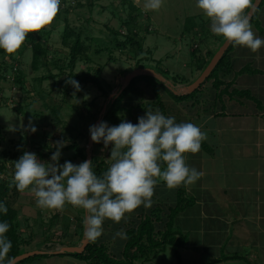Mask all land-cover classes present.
Instances as JSON below:
<instances>
[{
  "label": "rangeland",
  "instance_id": "rangeland-1",
  "mask_svg": "<svg viewBox=\"0 0 264 264\" xmlns=\"http://www.w3.org/2000/svg\"><path fill=\"white\" fill-rule=\"evenodd\" d=\"M129 4H133L138 11L132 14L137 16L134 24L126 26L124 24L128 22V17L131 14ZM260 13H264V5ZM191 17L198 26L188 33L185 32V26L187 19ZM262 18L260 20L264 21V16ZM210 25V19L196 7V0H164L158 11H145L143 0H61L60 10L49 25L40 32H30L15 53L4 52L0 55V65H2L1 62H4L6 66L4 71L0 70V166L4 162L1 152L3 150L10 153L20 152L23 142H26L27 145L24 152L35 153L39 160L51 162L50 157L55 151L54 144L62 139L67 140L68 144L61 149L62 155L59 163L63 164L65 161L77 165L82 163V159L75 158V152L67 147L77 142L80 147L86 149L90 137L89 127L96 121L83 123L80 115L89 114L87 111L90 109L91 113L98 118L104 106L108 110L110 107L107 103L108 96L120 90L125 76L135 70H147L163 77V79H169L175 88H183L193 83L203 72L205 62L208 60L210 62L212 59L208 53L214 52L215 54L216 50L225 42L222 36H216L210 31ZM260 26L264 32V24ZM65 28L78 33L81 39L90 40L84 43L87 50L78 57L72 70H70L69 64L70 49L62 42ZM255 28L252 25L255 35L258 32L260 34L261 30ZM114 32L118 35L114 36ZM127 37H132L141 45L140 52L136 53L135 48L131 49L128 45L124 48L115 47V42H123ZM71 38L67 41L68 44L72 43L73 38ZM30 39H33V43L38 42L46 51L45 65L41 63L37 72H33L30 68ZM23 46L25 49L23 48V54L20 55L19 51ZM245 48V52L252 53L251 50ZM96 50L102 51L96 55ZM234 52L230 55L231 69L224 67L219 73L220 80L230 85L229 91H242L247 88L251 91L249 92L252 97L256 101H260L257 83L260 84L261 77L264 78V75L260 73L264 71V60L258 66L250 67V70L254 72L241 74L240 61L237 59L236 63ZM13 63L15 66L18 65L17 68L22 74V84L13 82L16 72L12 69V73L9 72V66ZM94 69L99 70L97 80L101 84L102 90H99L95 84L82 82H79L82 89L79 92H76L71 85L66 89V86L69 85L66 84L68 77H83L86 74L93 76L92 70ZM258 71L259 73L256 74ZM245 75L249 81L244 79ZM150 77L162 83L153 75ZM211 85L210 81L201 88L197 95L199 104L196 109L186 102L176 103L168 92L158 86L162 103L167 108L165 116L175 117L177 123H193L199 126L207 136L206 140L202 141L198 153L184 154L187 165L202 172V176L196 183L185 188V194L194 197L196 203L190 210L178 216L177 226L183 229L187 227L185 231L189 233V242L185 248L181 249L182 264H202L214 260L213 256L216 253H225V255L230 253L229 243L220 252L215 243L210 245L213 242L210 240L211 233L206 231L205 234H201L198 231L197 224L199 223L201 226V221L203 222L202 217L199 216L202 211L201 206L205 202L209 208L212 204L214 206L218 204L222 208H214V210L216 214H221L223 221L234 219L236 209L233 207L236 205L233 201L236 198L240 199L242 195L238 187L242 181L250 182L254 179L245 176L243 172L246 167L245 163L252 162L253 159L244 162L242 158L237 161L235 157L244 155V153L248 155L249 150L242 148L239 150L240 147H236L237 142L234 140L233 144L226 143V134L220 133L229 130L231 124L228 117L251 116V112H258L257 106L254 102L246 99L238 97L230 99L229 96H224L222 101L225 116H221V104H218L216 100L215 106H213L216 93ZM74 94L78 103L73 98ZM92 102L93 105L90 107ZM152 103H156V98L151 88L145 87L142 83L137 84L134 90L129 91L122 99L119 104L120 110L115 113L114 122H104H107L109 126H117L122 120H126L135 125L138 123L135 121L138 114L136 112L140 111L138 107H145ZM208 106V113H205L204 108ZM158 107L154 106L155 110ZM144 115L145 113H141L137 118ZM221 118L226 120L217 121ZM29 121L36 127L35 133L24 131L28 127ZM234 135L236 136V133ZM237 139L241 140L240 137ZM220 140L222 143L219 144ZM226 145L231 146V149L232 146L237 148L235 149L237 154L234 156L232 152H229ZM111 147L112 145H109L107 149H104L102 142L95 143L91 147L92 157H98L109 167L111 161L107 159L110 157ZM206 147L211 152H207ZM19 158L20 155L16 159ZM4 165L5 171L0 173V181L13 183L15 169L12 162L6 161ZM177 189H169L166 184L163 185V181H158L154 189L151 208L146 209L141 205L133 212L126 214V220L122 219L119 223L106 219L102 226L103 233L96 241L103 243L111 255L119 254L123 248L124 240L119 238L114 240V234L121 229L125 231L135 227L143 219L145 212L149 213L155 206L154 204L157 203L154 201L155 199H161V202L165 201V204L170 205ZM13 196L16 197L13 205L18 207L14 223L20 240L19 248L23 250V254L34 251L49 253L62 247L79 246L84 232L85 210L82 213V208L74 207L71 204H65L59 210L40 208L36 205L35 197L27 189L24 192H19L17 196ZM9 203L11 202L9 201ZM166 206H163L164 211H162L167 215ZM207 210L210 211V209ZM237 212L240 214L238 210ZM159 217L162 215L160 214ZM196 220L200 222L197 223ZM210 222L205 221V224L208 223V228L215 229L216 224L212 226ZM156 227L161 231L164 230L161 224H157ZM217 234L220 236H216L215 240L219 241L225 238L222 232ZM226 242L224 241V244ZM62 255L45 259L36 258L23 264H88L76 259L72 254ZM231 261L225 262V264L237 262ZM146 264H176V262L172 250L168 248L166 252L159 253L156 259Z\"/></svg>",
  "mask_w": 264,
  "mask_h": 264
},
{
  "label": "clouds",
  "instance_id": "clouds-1",
  "mask_svg": "<svg viewBox=\"0 0 264 264\" xmlns=\"http://www.w3.org/2000/svg\"><path fill=\"white\" fill-rule=\"evenodd\" d=\"M163 3L143 0V9L158 11ZM60 5L61 0H0V50L15 53L30 32H40L53 21ZM196 7L210 19L214 35L252 52L264 47V39L255 35L250 23L248 10L255 8L252 0H196ZM66 84L76 92L82 90L72 77ZM24 131L35 133L37 129L29 121ZM89 133L94 143H103L104 149L112 145L107 159L111 163L102 176L93 171L91 160L60 164L61 149L68 144L63 139L55 142L51 162L25 151L14 163L13 175L17 191L29 190L40 208L59 210L71 204L84 209V237L89 241L101 237L106 219L119 223L141 205L151 208L158 181L175 189L192 185L202 176L187 165L184 154L198 153L206 133L193 123H177L175 117H166L158 109L146 110L135 125L122 120L117 126H109L101 121L90 126ZM162 164H166L163 169ZM7 211L0 201V214ZM9 228L7 221H0V264H16L15 257H8L12 242L5 234ZM116 238L126 240L128 236L121 229L114 234Z\"/></svg>",
  "mask_w": 264,
  "mask_h": 264
},
{
  "label": "trees",
  "instance_id": "trees-1",
  "mask_svg": "<svg viewBox=\"0 0 264 264\" xmlns=\"http://www.w3.org/2000/svg\"><path fill=\"white\" fill-rule=\"evenodd\" d=\"M254 0H252V3ZM264 5V0H262L260 6L256 9L255 13L253 14L250 23L251 26L254 25L256 28L260 29L259 22H258V14L260 12V9ZM129 9L131 10V14L128 17V22L125 23L124 25L129 26L134 24L137 16L132 15L133 12H137L138 9L133 5L129 4ZM66 13V12H65ZM196 22H194V19L188 18L187 23L185 26V32H192L195 28H197ZM118 35V33L114 32V36ZM71 36H73L71 38ZM72 39V43L68 44L67 41L69 39ZM33 39H30L29 42L31 43V62H30V68L33 72H37L39 69L40 64L45 65V57H46V51L45 48H43L42 45H40L38 42L33 43ZM90 41L87 39H81V36L78 33H75L73 30H69V28H65L62 36V42L65 46H68L70 49L69 53V64H70V70L75 66L78 57L83 54V52L86 49L85 42ZM115 47H125V46H130V48H135L136 53L141 51V45L137 43L132 37H127L126 40L123 42H115ZM221 47V46H220ZM219 47V48H220ZM19 51V54H23V49ZM218 48V49H219ZM217 49V50H218ZM216 50V52H217ZM236 50V45L232 44L228 47L226 52L224 53L222 59L219 61L217 66L214 68L210 76L205 80V82L197 89L195 92L189 94V95H175L171 90H169L165 84L162 82L157 81L155 78H152L147 75H142V76H137L133 80L130 81V83L123 89V91H117L120 92L118 95H116L114 98H112L110 101H108V105L110 106L108 110L104 113V115L101 117L102 121H108V122H114L116 119L115 113L119 112V104L121 103L122 99L126 96L129 91L134 90L135 86L137 84L142 83L145 87H150L151 91L156 98V103H152L149 105H145V107H138L140 110L138 115L141 113H145L146 110H152L155 112L154 106H159L158 110L164 114L167 115V108L162 103L161 96L159 94L158 86H160L164 91L168 92L170 97L176 102V103H189L192 108L196 109L197 105L199 104L197 95L200 92L201 88L208 82H212V89L215 91L216 95L213 100V106H215V101H218V104H221L222 107V112L221 116H225L224 114V105L222 101V97L224 96H229L230 99L234 97H238L239 99H246L248 101H252L256 104L257 109L260 111L262 110V106L259 101H256L251 93L248 90H231L229 91V84H225L223 81L220 80L219 78V73L221 70L226 68L231 69V65L229 63L230 58H231V53ZM102 50H96L95 53L98 55ZM242 51V49H241ZM215 52V53H216ZM4 53L3 50H0V55ZM209 56L214 55V52L208 53ZM18 63V60L16 61ZM44 62V63H43ZM2 65H0V70L4 71L6 66L4 62H1ZM209 64V60L205 62V65L203 66L204 69L206 66ZM18 65L15 66V64H11L9 72L12 73L11 69L16 72L14 76L13 82L17 84H22V74L17 68ZM203 69V70H204ZM250 66H245L243 69H241V74L242 73H249V72H254L253 70H250ZM257 71V70H256ZM94 72L93 76H89V74H86L85 76H72L76 81L82 82L84 84H95L96 87L99 90H102L101 84L97 80V76L99 73L98 69L92 70ZM259 73V71L257 72ZM167 74V73H166ZM1 78V77H0ZM163 78V77H162ZM166 81V78L164 79ZM172 84V83H171ZM173 85V84H172ZM174 86V85H173ZM70 85L66 86V89H68ZM223 87V88H222ZM141 93V92H140ZM143 93V92H142ZM199 97V96H198ZM93 102L90 103V107H92ZM150 107V108H149ZM208 107H205L204 112L208 113ZM142 110V111H141ZM52 111V110H51ZM89 114L87 115H80L81 120L83 123H86L87 121H97V118L93 113H91L90 109L87 111ZM135 118V121L138 122V118ZM97 118V119H96ZM88 142V141H87ZM93 146L95 143L93 142ZM27 147L26 142H23L22 149L20 152H14L10 153L9 151L3 150L1 152L2 159H4V162L10 161L12 162V166L14 168V163L18 160L16 159L17 156H21L24 153V149ZM69 150H73L75 152V158L82 159V161H85L86 159V149L83 147H80L77 142H74L71 144V146L67 147ZM207 152H211L210 149L206 147ZM15 159V161H14ZM91 161H93V171L97 174V176H102V174L106 171V168L108 167L102 160H100L98 157H92V152H91ZM0 166V173H4L5 171V165ZM166 164H162L161 167H165ZM165 182H163V185ZM156 188V187H155ZM185 188L186 186L181 185L178 187L176 194H174V197H172V202L169 200V204H165L166 202L164 201L161 202V199H155L157 203L154 204L155 206L150 210V212H145L143 219L136 224L135 227H132L130 229H126L125 232L127 233L128 239L124 240V245L119 254H110L107 247L103 243H99L97 241L92 242L89 241L87 247L83 251L82 254H72L73 257L76 259H79L80 261H84L85 263L88 264H135V263H150L153 261V259L157 258V255L161 252H166L168 248L172 250L173 256L175 258L176 264H182V259H181V249L185 248L186 244L189 242L188 238V231L187 227L184 229L181 227L177 226V221H178V216L184 212H187V210H190L194 204L196 203L194 197L187 196L185 194ZM157 193H160L159 191H156ZM19 191H17L14 183H9L7 181H0V201H3L5 203V206L7 207L8 211L7 214H0V221H7L10 225L9 231L5 234L7 238L12 242V248L10 252L8 253V257H18L20 255H23L22 249L19 248L20 243H19V237L16 233V225L14 223V219L16 218V213H17V206L13 205V202H15V198L13 195L17 196ZM9 201L11 203H9ZM163 203V204H162ZM172 203V204H171ZM167 205V206H166ZM163 206H166L167 208V215L164 210L162 209ZM149 209V208H147ZM163 210V211H162ZM82 213H84V209L82 210ZM162 215V217H159V215ZM188 214V213H187ZM189 215V214H188ZM165 216V218H164ZM201 216V214H199ZM197 221V220H196ZM200 221H197V223ZM163 223V224H162ZM157 224H161L164 230L162 229H157ZM186 225V224H185ZM198 226V231H201L202 227L199 226V223L197 224ZM83 230V228H82ZM185 231V232H184ZM195 231V230H194ZM197 231V232H198ZM196 232V231H195ZM82 235V234H81ZM225 235V238L221 240H214L213 238H210V240H213V242L210 244H216L218 242H222L223 246H227L228 241H229V236ZM218 239V238H216ZM224 241H227L224 244ZM208 247V246H207ZM25 250V249H24ZM223 249H220V252ZM43 252V251H42ZM55 255H51L48 252H44L42 255H37L28 259H25L21 262H18L17 264H23L31 261L32 259H42V258H49ZM58 256H63L62 254ZM236 261L240 260L245 262L246 264H250L248 260L245 257H242L238 254H233L231 256L225 255L224 253H221L219 258L212 260V261H207L202 264H220V263H225L228 261Z\"/></svg>",
  "mask_w": 264,
  "mask_h": 264
},
{
  "label": "crops",
  "instance_id": "crops-1",
  "mask_svg": "<svg viewBox=\"0 0 264 264\" xmlns=\"http://www.w3.org/2000/svg\"><path fill=\"white\" fill-rule=\"evenodd\" d=\"M263 16L264 13L261 14L259 12L258 14L259 26L264 24V21L260 20L263 19L262 18ZM256 36L260 37L261 39H264V32H262V28L260 34L258 32ZM242 47L243 46L236 45V50H234L236 52L233 51L234 60L236 59L235 60L236 63H237V59L240 61L239 67L241 69H243L245 66H250V67H253L252 65L258 66V64L262 60H264V47H261L258 51H256L255 53L252 52L251 54H249V52L248 53L245 52L244 50L245 47L244 48ZM260 73L261 75H264V71L263 72L261 71ZM244 79L249 81L246 75ZM257 85H258L257 89H258L259 97H261L259 102L262 106V110L260 111L257 110L258 112L256 113L251 112V116L248 117H228L231 126L229 127V130L227 129L223 133H220L223 135L226 134L225 135L227 136L226 137L227 140L225 139L227 141L226 143L229 142L233 144V140H234L237 142L236 147H240L239 150H241V148L245 150H249L248 155H245L244 153V155L242 154L239 157H237L235 156L237 154V151L235 152V149L237 148L232 146L231 149V146L226 145L228 148L227 150L234 154L237 161L241 158L243 159L244 162L247 161L248 159H253L252 162L250 161L248 163H245L246 167L245 170H243V172L245 173L244 174L245 176H249L250 178H254V179L250 182H248V180L242 181L241 185H239L238 188H240V190L239 189L238 190L242 192V195L240 199L236 198L233 201L234 204L236 205V207L235 206L233 207V209H236V212L234 210L235 212L234 219H230L229 221L226 220L223 221L221 214H216V211L214 210V208L215 209L222 208L218 204H215V206L212 204L213 207L211 206V208H209V206H206L205 204L206 202H205L204 205L208 207L207 209H210L209 211L206 209L204 205L201 206L200 204L197 203L202 208L201 217L203 219V222L201 221L202 229L199 232L201 234H205L206 231L208 233H211L212 236L211 238H213L214 240L216 236H220L219 234H217L218 232H222L223 234L225 233L230 237L228 241L229 243L228 250H230L229 252L231 253V255L236 253L242 257H245L250 264H264V91H263L264 78L263 77H261L260 84L257 83ZM245 90L250 91L247 88ZM220 120L224 121L226 119L225 118L217 119V121ZM235 133L236 136L234 135ZM238 137H240L241 140L237 139ZM220 143H222L221 140L219 141V144ZM240 173L241 171L239 172V174ZM243 208L247 211H241L244 210ZM237 210L240 212V214H237L238 213ZM205 221L208 222L211 221L210 223H212V226L216 224V228L215 229L208 228L207 225L208 223L205 224ZM221 245L222 242L217 243L216 246L218 251H220V249H225V246H223L222 248ZM230 253L227 255L231 256ZM219 256L220 254L216 253V255H214L213 258L217 259L219 258ZM236 261H237L236 263L239 264H246L245 262L240 260H236Z\"/></svg>",
  "mask_w": 264,
  "mask_h": 264
},
{
  "label": "water",
  "instance_id": "water-1",
  "mask_svg": "<svg viewBox=\"0 0 264 264\" xmlns=\"http://www.w3.org/2000/svg\"><path fill=\"white\" fill-rule=\"evenodd\" d=\"M262 0H254L253 4L255 5L254 10L253 9H249L248 10V14L250 15V20L253 16V14L255 13L256 9L260 6ZM231 45V43L227 42L225 40V42L221 45V47L217 50V52L214 54V56L212 57V59L210 60L209 64L206 66V68L203 70V72L200 74V76L190 85L183 87V88H175L169 81L164 80L161 76H157L154 73L147 71V70H135L133 71L131 74H128L125 76L124 78V83L120 88V92L123 91V89L130 83L131 80H133L134 78H136L137 76H142L143 74L145 75H153V77H156L157 79H159L160 81H162L165 86L171 90L175 95H189L193 92H195V90H197L204 82L205 80L210 76V74L212 73V71L214 70V68L217 66V64L219 63V61L222 59L224 53L226 52V50L228 49V47ZM150 74V75H149ZM120 92H115L112 93L108 96V101H110L112 98H114L116 95H118ZM106 111V106H104V108L101 111V114L99 116V118L97 119V121L95 122L94 125H97L101 122V117L104 115ZM93 141L91 140V138L89 137L88 139V145L86 147V159L85 160H91V147H92ZM86 215V212H85ZM89 243V240H87L84 237V232H83V237L82 240L79 244V246H75V247H62L57 251L54 252H49V254L51 255H55L58 256L60 254H82L83 251L85 250V248L87 247ZM44 254V252L42 251H34V252H30L27 254H23L20 255L18 257L15 258L16 260V264L18 262H21L25 259L37 256V255H42Z\"/></svg>",
  "mask_w": 264,
  "mask_h": 264
}]
</instances>
